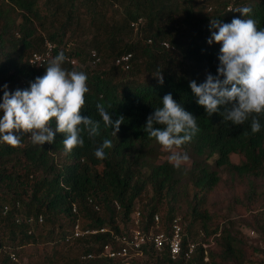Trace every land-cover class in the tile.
<instances>
[{"label": "trees", "instance_id": "1", "mask_svg": "<svg viewBox=\"0 0 264 264\" xmlns=\"http://www.w3.org/2000/svg\"><path fill=\"white\" fill-rule=\"evenodd\" d=\"M245 6L252 9L245 17L227 11ZM80 9L88 16L87 24L93 25L90 47L84 52L81 40L66 51L63 37L74 34L68 28ZM233 18L254 19L258 29L264 28V0H44L41 4L36 0H0V102L5 84L9 93L29 88L61 51L66 58L77 60L84 55L92 59L90 52L94 51L98 63L110 61L98 74L68 60L62 65L88 77L86 105L80 114L100 121L94 139L82 132L83 147L70 153L64 151L62 133H55L53 143L40 146L31 143L30 133L13 130L21 137L19 146L0 142V264H17L19 249L37 243L50 245L41 264H126L97 255L111 241L108 231L72 237L74 225L80 229L105 227L122 234L130 225V214L138 210L141 230L154 225L153 214L159 217L157 229L166 230L171 218L177 216L174 204L184 195H190L192 203L188 201L189 219L184 226L179 217L181 247L198 242L191 257L185 260L180 254L171 259L166 248L157 251L147 246L141 247L139 255L149 259V264H242L247 259L241 240L228 226L211 231L217 232L218 252L208 245L201 247L199 242L209 233L208 217L197 207L219 179L216 168L242 179L264 177V117L259 118L261 130L256 133L251 131V117L244 125H232L216 113L208 117L189 87L192 80L200 84L207 74H217L220 44L207 43L211 31L216 30L211 28V20L230 23ZM45 42L52 44L50 56L35 68L28 59L45 49ZM125 54H129L126 68L114 63ZM160 71L162 85L155 77ZM168 93L197 117L200 128L190 143L178 148L191 155L187 170L167 161L151 163L161 146L144 126ZM98 103L111 112L113 120L124 116L116 136L104 127L96 112ZM49 126L55 130V118ZM104 139L111 140L113 147L104 150V159H97L94 150ZM232 153L242 159L231 162ZM146 189L151 192L149 201L139 205ZM163 198L165 211L158 206ZM194 225L201 230H195ZM255 229L264 239V216ZM68 244L72 246L67 248ZM255 248L264 251V247ZM88 253L93 257H83ZM137 263L131 260L127 264Z\"/></svg>", "mask_w": 264, "mask_h": 264}, {"label": "clouds", "instance_id": "2", "mask_svg": "<svg viewBox=\"0 0 264 264\" xmlns=\"http://www.w3.org/2000/svg\"><path fill=\"white\" fill-rule=\"evenodd\" d=\"M227 11L240 12L245 17L252 9L248 6L230 7ZM211 28L216 30L211 31L207 43L220 44L217 74H207L200 84L192 80L189 87L208 117L216 113L232 125H244L251 117L252 133L259 132V118L264 117V28L258 29L254 19L245 18H233L230 23L211 20ZM65 60L64 53L59 52L48 62L44 74L30 82L27 89L9 93L7 85L3 86L0 142L19 146L21 137L14 135L13 130L30 133L31 143L40 146L45 142L53 143L55 133H62L64 151L70 153L76 147H83L82 132H86L90 139L99 135L100 121L80 114L86 105L88 77L83 71L62 67ZM155 77L162 85V71ZM96 112L104 127L111 128L116 136L124 116L119 115L113 120L111 112L99 103L96 104ZM52 118H55L54 131L49 126ZM196 118L178 104L171 93L165 94L162 107L155 108L146 118L144 131L169 153L168 160L176 168L189 157L174 149L190 143L200 131ZM112 147V141L104 139L95 148L94 156L104 159V150Z\"/></svg>", "mask_w": 264, "mask_h": 264}, {"label": "rangeland", "instance_id": "3", "mask_svg": "<svg viewBox=\"0 0 264 264\" xmlns=\"http://www.w3.org/2000/svg\"><path fill=\"white\" fill-rule=\"evenodd\" d=\"M38 4H41L44 0H36ZM46 10L42 11L44 13ZM80 13L77 19L73 20L69 25V31H75L73 35L66 34L63 39L66 42V51L74 49L76 43L81 44L84 52L88 50L89 40L91 38V32L93 25L87 24L88 16L84 11L80 9ZM116 12L114 13V16ZM63 15L60 16L62 21ZM55 21L56 22H58ZM106 22L111 20L106 19ZM44 25H47V18ZM47 30L51 28L45 27ZM65 46V45H64ZM43 51V50H41ZM40 52V51H39ZM74 66H78L88 73H100L102 70H106L109 67L110 61L106 62L96 61L92 63L91 58L83 57V59L74 58ZM22 85V83H20ZM181 153H186L189 159L183 162L180 166L183 170H187L190 167L191 159L190 154L179 149H174ZM169 153L164 151L162 147L159 148L156 157L151 159L152 162H163L168 160ZM229 159L233 163H238L242 157L238 154H230ZM172 163V162H170ZM212 168V166H211ZM216 172L219 176L217 183L203 196V200L198 203V209L205 210V214L208 217L206 222L207 231L204 241L206 245L210 247V250L218 252L217 245L214 241L216 233H211L214 228L220 229L221 227H229L230 230L236 233L237 237L241 240L247 259L242 264H264V251H257L255 247L263 248L264 239L259 235L255 229L257 221L264 216V177L256 178H239L233 175L227 174L226 170L216 168ZM151 192L149 189L141 195L138 200L139 205L143 202L149 201ZM187 198V199H186ZM190 195L188 197L179 196L178 202L174 204L175 214L182 220L183 226L189 219L188 201H191ZM198 199V198H197ZM159 209L165 211L167 203L163 198L158 204ZM195 230L200 229L198 225H194ZM201 230V229H200ZM204 232V231H203ZM71 247V244L67 245V248ZM50 245H43L42 243L25 245L19 249L17 253V264H41L40 260L44 253V250H49ZM264 250V249H263ZM130 260L138 261L137 264H149V259H145L141 255L132 256ZM218 260V257H215ZM221 264H231V262H222Z\"/></svg>", "mask_w": 264, "mask_h": 264}, {"label": "built area", "instance_id": "4", "mask_svg": "<svg viewBox=\"0 0 264 264\" xmlns=\"http://www.w3.org/2000/svg\"><path fill=\"white\" fill-rule=\"evenodd\" d=\"M45 49L40 52H34L30 55L28 63L35 68H40L44 62H46L50 56L52 44L45 42ZM92 57V63H95L97 60L96 54L94 51L90 52ZM129 54L121 55L119 58L114 60L115 64H124L123 67L126 68L127 64L125 63L128 59ZM70 64H74L75 60L72 58H66ZM116 207H118L116 205ZM6 207H4L5 209ZM71 211L75 212V206L72 205ZM153 224L148 230L143 231L139 228L140 224V213L138 210H134L130 214V225L127 230L122 234H116L108 228L102 227L98 229L94 228H85L80 229L77 224L74 225L72 230V237H79L86 234H94L98 232L108 231L111 241L104 244L100 250L98 256H104L112 259H117L121 262L128 263L131 261V257L140 254L142 246L152 247L153 249L159 251L162 248H166L171 259H174L176 256L182 254L184 259H189L191 254L198 242H188L186 248L182 249V226L180 224L179 216H174L171 218L169 226L166 230L157 229L159 223V217L157 214L152 216ZM40 221V218H38ZM201 247L205 249L207 247L205 242H199ZM83 257L92 258L93 255L88 253ZM11 258L14 259V256L11 255ZM206 259V257H204Z\"/></svg>", "mask_w": 264, "mask_h": 264}]
</instances>
